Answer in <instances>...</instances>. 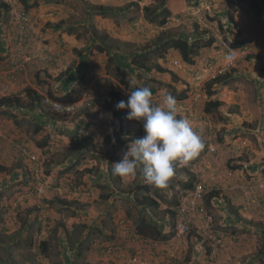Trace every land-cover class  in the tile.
I'll list each match as a JSON object with an SVG mask.
<instances>
[{
  "label": "rangeland",
  "instance_id": "374dc122",
  "mask_svg": "<svg viewBox=\"0 0 264 264\" xmlns=\"http://www.w3.org/2000/svg\"><path fill=\"white\" fill-rule=\"evenodd\" d=\"M110 1L0 0V98L23 102L0 107V264H264V0ZM170 36L201 44L192 62L158 57ZM238 41L245 53L220 72ZM143 50L149 70L123 64ZM136 87L154 105L172 94L204 142L166 190L112 175L144 135L115 108ZM209 99L222 104L207 114ZM199 182L201 202L188 188ZM144 195L170 239L135 234L120 202Z\"/></svg>",
  "mask_w": 264,
  "mask_h": 264
},
{
  "label": "clouds",
  "instance_id": "9594fccd",
  "mask_svg": "<svg viewBox=\"0 0 264 264\" xmlns=\"http://www.w3.org/2000/svg\"><path fill=\"white\" fill-rule=\"evenodd\" d=\"M115 108L128 109L126 118L141 122L144 135L130 141L122 159L112 165L113 176L134 178L139 173L147 185L166 190L176 168L187 166L204 148L191 121L178 118L177 101L170 93L161 105H154L152 91L139 87Z\"/></svg>",
  "mask_w": 264,
  "mask_h": 264
},
{
  "label": "trees",
  "instance_id": "16d2710c",
  "mask_svg": "<svg viewBox=\"0 0 264 264\" xmlns=\"http://www.w3.org/2000/svg\"><path fill=\"white\" fill-rule=\"evenodd\" d=\"M4 7H7V4L4 3L3 5ZM34 6H36V3L34 4ZM102 6H100L99 8H101ZM27 9L30 8V6H26ZM136 11H138L139 9L135 8ZM163 13H165V17L164 19H162L161 21H159V25L160 26H164L167 23V16L170 15L171 11L170 9H168L167 7H165L163 9ZM212 43V41H210V43H208L207 45H210ZM245 42L243 41H238V42H233L231 43L233 48L239 49L244 47ZM156 49L158 51V57L159 58H164L165 55H167L169 52H174L177 51L180 53L183 61L185 62H192V60L194 59V56L198 53L199 48L201 47V44H199L197 41L196 42H190V39L185 36H180V37H168L167 39H159L158 42L156 43ZM150 51H140V52H136L134 54V58L135 60L130 63L126 62V60H123V64L128 66L131 70H133V66L131 65H135L137 64L138 67L137 68H142V69H148L149 70V66L147 64V62H149L148 60H143V62H139L138 59L140 56L142 57H146L149 54ZM147 59V58H146ZM136 67V66H135ZM262 71H264V65H262ZM225 80V77L223 76H217L212 80V83H221ZM139 88V87H136ZM136 88L132 89L135 90ZM152 93H155V91L153 89H151ZM28 96L31 98V102L33 105H38L42 99H44L43 95L38 93L36 90L32 89L31 87L26 89L25 91ZM214 93L213 90H211V88L208 89V96H212ZM184 97H186L184 91L181 93V96L179 97V99H183ZM76 99L68 96L66 98H63V102L64 104L66 103H73L75 102ZM221 101L219 100H212L209 99L206 104H205V108L204 111L207 114L212 113L215 109H218L221 106ZM0 107H8V108H21L23 107V102L21 97H19V95L14 94V95H9V96H3L2 98H0ZM118 112V111H117ZM179 118V117H178ZM6 167L4 165L0 164V171H5ZM196 185V184H195ZM195 185L189 184L188 188H193ZM207 197V193L205 195V198ZM120 206L122 211H124L125 215L127 218H129L130 220L133 221V223L135 224V234H138L140 237H144V238H151L154 240H167L170 239L172 236V234L170 233H166L164 231V229L162 228V226H159L158 223L156 221H154L153 218H151L149 213H146V209H150V208H154V207H158V201L156 199H153L151 196L149 195H144L141 197H136L133 200L124 198L121 200L120 202ZM173 214H175L173 212ZM44 244V248L46 247L45 243Z\"/></svg>",
  "mask_w": 264,
  "mask_h": 264
},
{
  "label": "built area",
  "instance_id": "2783aa9c",
  "mask_svg": "<svg viewBox=\"0 0 264 264\" xmlns=\"http://www.w3.org/2000/svg\"><path fill=\"white\" fill-rule=\"evenodd\" d=\"M245 53L244 50L240 49H229L228 52L225 54V66L223 67L222 71L225 72L234 62L240 59L243 54ZM190 196L193 197L196 201H203L205 199L206 191L205 185L201 182L197 183L191 190ZM181 213H185L184 207L181 210ZM181 232H184L188 229V221L184 220L180 225Z\"/></svg>",
  "mask_w": 264,
  "mask_h": 264
},
{
  "label": "crops",
  "instance_id": "0c3cea01",
  "mask_svg": "<svg viewBox=\"0 0 264 264\" xmlns=\"http://www.w3.org/2000/svg\"><path fill=\"white\" fill-rule=\"evenodd\" d=\"M101 2H103V0H100ZM113 0H111L110 2H112ZM96 2H98V1H96ZM100 2V3H101ZM176 2H181V5H186L187 3H186V0H176ZM101 4H103V3H101ZM262 15H264V13L262 14Z\"/></svg>",
  "mask_w": 264,
  "mask_h": 264
}]
</instances>
